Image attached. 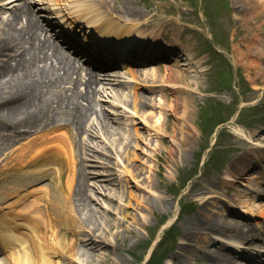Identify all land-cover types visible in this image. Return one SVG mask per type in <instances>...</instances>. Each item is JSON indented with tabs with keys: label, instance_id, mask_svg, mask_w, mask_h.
<instances>
[{
	"label": "bare ground",
	"instance_id": "obj_1",
	"mask_svg": "<svg viewBox=\"0 0 264 264\" xmlns=\"http://www.w3.org/2000/svg\"><path fill=\"white\" fill-rule=\"evenodd\" d=\"M92 1L70 0L66 13L59 7H55V10L63 13L68 24L87 21L92 27L89 36H97L95 39L100 41L99 45L105 42L107 47L111 44L121 47L130 42L134 47L141 45V52L154 54L150 50L158 46L154 35L143 34L134 24L119 25L110 18L101 19L98 14H90L92 10L103 7L120 19L135 20L143 15L140 10L127 0ZM240 2L248 3L246 10L252 12L249 29L253 32V42L264 48V0ZM3 12H6L5 6L0 3V13ZM153 21V17L149 18L145 25L153 26ZM53 30L51 23L26 4L15 6L5 18L0 16V264H78L72 257L79 259L82 264H98L103 259L109 262L112 259L111 253L121 249L125 234L133 233L127 223L138 224L134 219L135 212H132L137 207L132 201L135 194L128 191L121 181H126L125 176L137 181L142 175V164L138 161L139 155L135 150L138 142L144 138L138 131V125L131 122L130 131L124 138V142H127L119 153L117 150L118 155L125 159L121 163L122 177L115 174L112 176L108 170V175L89 170L88 166L92 165L87 164V156L93 159L98 157L96 154L104 156V161L99 166H110V155L101 148L97 138L104 136L106 139V136L116 133L121 135L122 130L118 119L109 118L105 113L101 97L117 100L114 95L119 94L129 83L131 95L122 103L131 110L135 118H141L142 128L148 129L158 124L160 131L154 133L161 142H170L166 149L168 167L169 164L177 165L179 155L187 147L190 112L188 99L192 95L189 87L193 76L191 77V70L186 62L164 67L163 73L159 69H153L149 74L151 83L148 87L160 86L165 90L164 95L161 93L162 101L158 105L163 111L164 120L160 121L158 117L155 125L147 126L145 123L151 121V114L147 110L157 106L150 98L136 91V81L144 73L133 67L138 62L125 66L126 74L130 77L128 83L118 81L109 74L101 76L104 73L98 72V69L109 68L110 63L101 62L102 58L97 65L87 60L79 64L80 59L76 55L81 54L83 57V54L78 49H75V53H70L55 40ZM170 32L165 35L173 48L178 44L174 34ZM147 45L150 46L147 48ZM89 55L95 59L90 52ZM115 55L116 58L120 57L116 52ZM108 59L111 58L106 61ZM176 66L178 70L175 71L173 67ZM81 86L82 90L79 89ZM173 93L176 96L173 104L169 105L168 94ZM97 97L100 98L96 100ZM176 100L181 107L177 113L174 109ZM110 105L117 107L112 102ZM167 118H173L176 122L169 124ZM38 137L39 140L36 141ZM22 140L25 141L20 143ZM248 151L249 149L246 153ZM161 156L162 153L156 151V159ZM115 165L118 167L120 163ZM243 167L242 171L245 172L249 168H261L259 160H249L247 166ZM231 169L232 177L235 178L237 167L232 166ZM245 172L240 173V177L253 180V177L245 176ZM158 173L159 170H156V174ZM42 179H46L48 185L45 184L43 190L32 193L35 192L31 190L32 185ZM142 180L148 186L155 187L152 180ZM224 182L233 184L235 181L227 178ZM224 188L222 187L220 195L229 193L230 199L238 200L237 203L226 205L230 206V210L240 209L237 206L240 204L246 211L264 218L263 202L257 206L250 205L232 196L229 191L234 187ZM204 189V186L199 185L191 191L198 197L199 214L184 222L185 240L201 238L204 243L209 244L213 241L211 233L219 236L235 233L234 239H228L232 241L229 244L216 241L220 242L221 248L226 247L228 250H232L230 246H236L242 240H247L248 243L263 241L255 236L253 228L241 223L240 219L243 220V217L229 219L231 214L226 212V206H222L225 210L218 217L203 214L202 218L201 211L208 200L203 198ZM102 190L106 191L104 195L111 202L116 200L113 192L127 193L125 203L116 212L106 211L112 220L106 219L104 213L91 202L93 194ZM221 196L219 200L223 201ZM144 200L143 206H152L150 203L153 200L161 205L169 203L168 199L153 194H147ZM218 210L216 213H219ZM258 224L255 221V225ZM242 243L246 246L243 241ZM186 244L178 246V250L184 249ZM261 256L259 262L264 264V255ZM172 258L176 264L182 262L179 255L173 254ZM117 259V264H124L119 255ZM204 260L205 263L200 264H236L233 257H221L219 253L208 251L204 253ZM248 260L253 261L252 258Z\"/></svg>",
	"mask_w": 264,
	"mask_h": 264
},
{
	"label": "rangeland",
	"instance_id": "obj_2",
	"mask_svg": "<svg viewBox=\"0 0 264 264\" xmlns=\"http://www.w3.org/2000/svg\"><path fill=\"white\" fill-rule=\"evenodd\" d=\"M23 1L26 5L35 8L37 14L41 16L48 15V10L44 9V6L49 8L56 6L50 5L53 4L52 0H14L5 4L7 12L0 15L6 17L10 9L22 4ZM55 1L64 4L66 0ZM127 2L143 14L139 19H120L101 6L102 9L92 10L90 14H98V18L101 19L110 18L119 25L134 24L143 34L154 35L157 38L158 48L155 51L156 56L159 57H155V61L148 64L136 66L139 71L144 72L136 81L137 91L150 98L155 106L158 107L162 101L161 93L164 95L165 90L160 86L149 88L148 85L151 83L149 74L153 69L155 71L159 69L163 73L164 67H172L176 63H187V67L191 70V77L193 76L189 87L192 95L188 99L189 131L186 151L179 155L177 165L169 164L168 167L166 149L170 142L168 140L161 142L158 139L154 133L160 131L158 124L148 129L142 128L141 118L137 115L136 118L132 117L134 114L122 103L131 95L129 83L127 82L128 84L119 94L114 95L117 96V100L101 97L105 113L109 118L118 119L122 130L121 135L116 133L106 136V139L104 136L97 138L101 148L108 156L110 155V166L108 168L99 166L104 161V156L96 154L98 157L93 159L87 156L89 158L87 164L92 165L88 166L89 170L103 175H108L109 171L112 176L115 174L122 177L121 163L125 159L118 153L127 142H124V138L130 131L131 122L138 125V131L144 139L138 142L135 150L139 155L138 161L142 164V175L137 181L130 176H125L126 181H121L127 186L128 191L135 194L132 201L137 207H134L132 212H135L134 219L138 221V224L128 222L127 225L132 228L133 233L125 234L121 249L111 253L112 259L109 262L103 259L98 264H117L118 255L124 264H142L152 250L155 254L154 258H160L158 264H176L172 258L173 254L180 256L182 262L178 264L205 263L204 253L206 254L207 251L213 254L219 253L221 257H233L236 264H243L239 255H254L255 249L260 250L264 246V240L252 243L242 240L246 246L242 243L234 245L236 253L226 247L221 248L220 242H216L218 240L227 243L228 239H234L235 233H228L226 236L211 233L213 241L209 244L204 243L201 238L185 240L183 234L184 222L192 220L199 214L198 197L191 191L202 185L205 188L203 198H208L204 210L201 211L202 218H204L203 214L208 217H218V214L226 209V212L231 214L229 219L235 216L243 217V220L240 219L241 223L253 228L257 238H264V218L246 211L240 204L237 205L240 209L230 210V206L226 205L237 203L238 200L230 199L229 193L220 195L222 187H234L229 191L233 194L232 196L250 205L257 206L261 202L264 203V48L257 46L252 40L253 32L249 29L252 12L247 11L248 3H242L240 0H127ZM152 17L153 26H146L145 23ZM167 32L174 34L177 46L171 48L165 35ZM111 69H102L98 72L107 71L101 76L109 73L119 81H130L125 68L114 66V70ZM173 70H178V67H173ZM174 96H176L175 93L168 94L169 105L173 104ZM177 100L174 106L176 113L181 108L177 105ZM110 102L117 107L110 105ZM157 107L148 108L147 113L151 114L149 119L151 121L145 123L147 126L155 125L158 117L160 121L164 120L163 111ZM166 120L172 125L175 121L173 118ZM113 123L116 125L115 122ZM168 132L170 134V130ZM179 149L183 150V148ZM247 149H249L248 153H246ZM156 151L162 153L158 160L155 157ZM249 160H259L261 168H249L246 172L242 171ZM119 163L120 165L115 167V164ZM232 166L237 167L236 177L241 178L240 173L245 172V176L253 177V180L232 177ZM156 170H159L158 174ZM144 178L152 180L155 187L148 186L142 180ZM227 178L235 182L225 183ZM45 184L48 185L46 179L33 184L31 190L35 192L32 193L43 190ZM105 192L103 190L95 192L91 202L104 213L106 219L112 220L111 215L106 211L116 212L119 206L125 203L127 193L113 192L116 200L111 202L105 197ZM147 194L159 195L168 199L169 203L161 205L154 203L153 200L150 203L152 206H143ZM219 196L224 200L220 201ZM222 206H226L225 209ZM217 209L219 213H216ZM255 221L259 224L255 225ZM117 230L121 229L117 228ZM184 243H187V246L178 250L177 247ZM1 258L2 253H0V260ZM96 258L99 259L98 256ZM72 259L82 264L79 259L75 257Z\"/></svg>",
	"mask_w": 264,
	"mask_h": 264
}]
</instances>
